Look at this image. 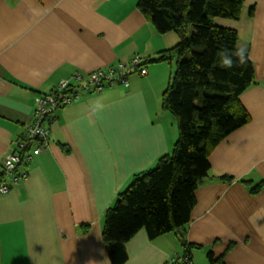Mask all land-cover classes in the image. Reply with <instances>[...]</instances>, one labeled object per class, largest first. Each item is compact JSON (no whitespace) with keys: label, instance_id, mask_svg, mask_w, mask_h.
I'll use <instances>...</instances> for the list:
<instances>
[{"label":"crops","instance_id":"obj_1","mask_svg":"<svg viewBox=\"0 0 264 264\" xmlns=\"http://www.w3.org/2000/svg\"><path fill=\"white\" fill-rule=\"evenodd\" d=\"M138 1L0 0V184L6 159L37 120L38 98L135 56L148 71L83 94L44 122L48 146L0 193V264H112L103 242L107 210L135 174L172 152L178 125L161 102L175 60L148 61L179 37L159 34ZM216 24L237 31L253 63L255 84L241 96L251 121L211 153L187 239L201 247L191 252L193 264H211L210 252L224 264H264V187L252 193L264 182V0H246L239 20ZM126 247L125 264H166L184 252L178 234L150 240L145 230Z\"/></svg>","mask_w":264,"mask_h":264},{"label":"trees","instance_id":"obj_2","mask_svg":"<svg viewBox=\"0 0 264 264\" xmlns=\"http://www.w3.org/2000/svg\"><path fill=\"white\" fill-rule=\"evenodd\" d=\"M42 2L43 0H38ZM246 0H139L138 9L161 35L175 33L179 42L149 60L176 62L162 94V108L171 113L179 137L171 153L155 167L135 174L106 212L103 242L112 264H125L127 243L141 230L150 240L178 234L183 255L200 249L187 239L188 225L196 205L195 192L210 177L209 157L231 133L251 121L241 96L255 84V71L247 62L231 69L217 63L220 49L239 47L235 29L216 24L219 18L237 21ZM254 15V9L250 11ZM147 60H144V66ZM3 171L1 175L3 176ZM221 181L232 182L228 176ZM247 182V181H242ZM264 182L252 189L258 194ZM87 233L89 225L81 226ZM211 264H224V257L208 253Z\"/></svg>","mask_w":264,"mask_h":264},{"label":"built area","instance_id":"obj_3","mask_svg":"<svg viewBox=\"0 0 264 264\" xmlns=\"http://www.w3.org/2000/svg\"><path fill=\"white\" fill-rule=\"evenodd\" d=\"M139 74L145 76L148 74L144 60L135 56L129 64L119 63L116 67L95 70L87 76L77 74L73 78L61 81L56 91L49 95L38 98L37 101V120L27 131L19 144L17 153L11 154L5 161L4 172L6 179L0 184V193L8 194L10 185L7 179L17 183L21 176L15 175L17 167L25 162L29 163L33 155H38L48 146L51 130L44 125L46 120L52 117L54 112L79 100L83 94H94L105 90L106 87L117 83L127 84L128 76ZM23 178L27 177L25 173ZM166 264H193L190 257L174 256Z\"/></svg>","mask_w":264,"mask_h":264},{"label":"clouds","instance_id":"obj_4","mask_svg":"<svg viewBox=\"0 0 264 264\" xmlns=\"http://www.w3.org/2000/svg\"><path fill=\"white\" fill-rule=\"evenodd\" d=\"M217 63L223 69H231L247 62V51L242 47L235 49H220L217 52Z\"/></svg>","mask_w":264,"mask_h":264},{"label":"rangeland","instance_id":"obj_5","mask_svg":"<svg viewBox=\"0 0 264 264\" xmlns=\"http://www.w3.org/2000/svg\"><path fill=\"white\" fill-rule=\"evenodd\" d=\"M176 70V62H175V64H174V71Z\"/></svg>","mask_w":264,"mask_h":264}]
</instances>
